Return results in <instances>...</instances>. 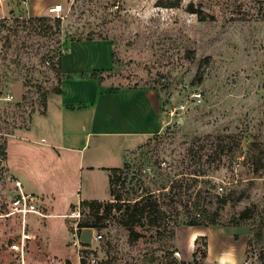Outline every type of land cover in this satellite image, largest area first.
I'll use <instances>...</instances> for the list:
<instances>
[{
  "label": "rangeland",
  "instance_id": "rangeland-1",
  "mask_svg": "<svg viewBox=\"0 0 264 264\" xmlns=\"http://www.w3.org/2000/svg\"><path fill=\"white\" fill-rule=\"evenodd\" d=\"M31 1L48 0L0 1L1 141L43 113L68 51L67 65L107 67L96 76L110 90H157L164 125L128 152L114 185L124 209L82 236L78 223L94 215L84 207L75 217L64 199L81 187L68 189L64 168L57 180L49 175L46 186L62 189L52 201L60 214L41 204L48 216H30L26 263L264 264V0H53L63 4L60 29L49 10L48 25L31 21ZM1 194L4 211L14 195ZM203 214L216 223L197 235L189 222ZM19 233L18 219L0 218V264H17L8 244Z\"/></svg>",
  "mask_w": 264,
  "mask_h": 264
},
{
  "label": "crops",
  "instance_id": "crops-1",
  "mask_svg": "<svg viewBox=\"0 0 264 264\" xmlns=\"http://www.w3.org/2000/svg\"><path fill=\"white\" fill-rule=\"evenodd\" d=\"M53 4L48 0L33 8L31 1L30 12L42 15ZM102 42L112 64L113 48L109 41ZM68 53L61 58L60 92H49L45 112L35 114L24 133L7 140L8 173L0 178L1 193L15 195L18 180L23 191L38 195L51 216L60 214L52 211V201L62 189L60 185L53 190L46 186L49 175L57 180L59 169L64 168L69 174L68 189L81 187L78 197H64L69 208L78 207L82 199L111 200L108 168L124 167L129 150L159 133L164 125L163 100L157 90L133 86L110 90L98 77L89 75L107 67L91 71L79 69L75 63L67 65ZM31 135L40 138L32 140ZM89 228L94 229L83 227L81 236ZM197 233L208 235L207 227L198 226Z\"/></svg>",
  "mask_w": 264,
  "mask_h": 264
},
{
  "label": "built area",
  "instance_id": "built-area-1",
  "mask_svg": "<svg viewBox=\"0 0 264 264\" xmlns=\"http://www.w3.org/2000/svg\"><path fill=\"white\" fill-rule=\"evenodd\" d=\"M1 1V0H0ZM63 9L62 3H55L49 6L48 10L55 13L58 17L60 16V11ZM194 97L197 101L202 99L201 92H195ZM8 173V167L5 164V158L0 155V178ZM17 187V193L13 196L10 202L7 201V209L0 211V218H16L20 223V233L17 239H14L8 244L9 251L16 260L17 264H27L26 263V252L28 242L34 238V232L30 229L29 219L31 215H38L41 217H46L48 214L41 208V203L37 194L27 193L21 189V182L15 181ZM120 187V183L116 185ZM115 187V186H114ZM222 189V187H220ZM1 187H0V199H1ZM1 210V209H0ZM83 207L78 205L77 210L74 212L75 217H81ZM102 235L96 234V238L99 239ZM180 254L179 251H177ZM246 264L248 261H245Z\"/></svg>",
  "mask_w": 264,
  "mask_h": 264
},
{
  "label": "trees",
  "instance_id": "trees-1",
  "mask_svg": "<svg viewBox=\"0 0 264 264\" xmlns=\"http://www.w3.org/2000/svg\"><path fill=\"white\" fill-rule=\"evenodd\" d=\"M181 0H177V2L173 5H178L180 3ZM31 21H39L41 22V24H46L48 25V21L51 20V17L49 16H43V15H37V16H31L29 18ZM62 24V20L61 17H56L54 18V24L50 27H56L57 29H60ZM61 65V58H59V67ZM97 70L92 71L89 75L91 77H97L96 76ZM57 92H60V88L56 89ZM47 106V99L45 96V101H44V107L46 108ZM45 112V109L43 110V113ZM2 136L0 135V155L3 157H6V147H7V141L6 138H4L3 141H1ZM128 167V164L126 163L124 167H114L111 168V172H110V184H111V194L112 196L115 197L116 201L114 200H107V201H103V200H98V199H82L80 201V206L84 207H88L91 212L94 215V219L95 221H80L78 223V226L80 228L83 227H97L98 226V222L101 221L102 219L106 218L114 209L115 210H122L125 207V202L122 201L123 200V196L122 193L120 192V189H116L114 187L115 184L119 183V181L121 180V176L125 171V168ZM144 209V208H143ZM202 215V214H201ZM209 223H216L215 218H211V217H206L205 214H203L202 216H195L194 219H192L189 224L191 225H208ZM135 231V230H132ZM138 233V232H136ZM138 235V234H137ZM206 237V236H204ZM207 256V251H203V257ZM81 264H92L90 261L87 260V258L85 256H83V258L81 259Z\"/></svg>",
  "mask_w": 264,
  "mask_h": 264
},
{
  "label": "bare ground",
  "instance_id": "bare-ground-1",
  "mask_svg": "<svg viewBox=\"0 0 264 264\" xmlns=\"http://www.w3.org/2000/svg\"><path fill=\"white\" fill-rule=\"evenodd\" d=\"M196 236V235H195Z\"/></svg>",
  "mask_w": 264,
  "mask_h": 264
}]
</instances>
